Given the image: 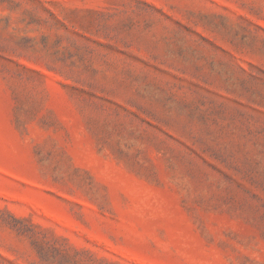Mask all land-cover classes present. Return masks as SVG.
Returning a JSON list of instances; mask_svg holds the SVG:
<instances>
[{
  "label": "rangeland",
  "instance_id": "1",
  "mask_svg": "<svg viewBox=\"0 0 264 264\" xmlns=\"http://www.w3.org/2000/svg\"><path fill=\"white\" fill-rule=\"evenodd\" d=\"M0 264H264V0H0Z\"/></svg>",
  "mask_w": 264,
  "mask_h": 264
}]
</instances>
